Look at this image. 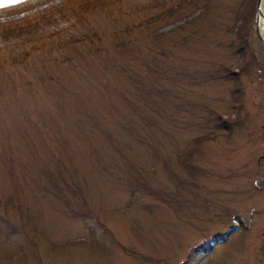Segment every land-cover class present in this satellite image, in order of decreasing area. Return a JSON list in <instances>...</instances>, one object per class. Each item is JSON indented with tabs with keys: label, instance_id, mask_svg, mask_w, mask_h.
Segmentation results:
<instances>
[{
	"label": "rangeland",
	"instance_id": "374dc122",
	"mask_svg": "<svg viewBox=\"0 0 264 264\" xmlns=\"http://www.w3.org/2000/svg\"><path fill=\"white\" fill-rule=\"evenodd\" d=\"M238 2L0 0V264H264V46L253 12L236 51ZM239 62L238 92L209 75Z\"/></svg>",
	"mask_w": 264,
	"mask_h": 264
},
{
	"label": "trees",
	"instance_id": "16d2710c",
	"mask_svg": "<svg viewBox=\"0 0 264 264\" xmlns=\"http://www.w3.org/2000/svg\"><path fill=\"white\" fill-rule=\"evenodd\" d=\"M253 1L254 0H239L236 6V9L234 10V13H233L235 22L234 24L232 23V26L230 27V30L235 34V42L239 44L236 51L239 52V56H241V58L245 56L246 50L247 48H249L247 36L249 34L250 19L254 12ZM252 63L254 64V62ZM216 69L218 72H215V74L209 73L211 78L215 77L219 79L232 81L233 83L232 91L238 92L240 87H239V84H237V80L241 76V74L245 71V64H242L241 62H239L235 66V68H233L231 65H228V64L227 65L220 64L218 67H216ZM238 83H239V80H238ZM241 94H242V90H241ZM217 116L219 117L220 115L217 114ZM207 137L208 136L205 134L199 135L195 139H193L190 145L186 146L183 149H179L177 151L178 153L177 162L180 164V166L184 169V171L187 174H193V172L196 170V167H194L193 163L191 162V155L198 149L197 147L202 142V140H205ZM132 186L133 188L135 187L141 188V190L139 189H135V190L141 191L143 193H146L149 195L151 194L157 195L154 189L147 187L144 183L133 182ZM198 248H202L205 250V248L201 246H199Z\"/></svg>",
	"mask_w": 264,
	"mask_h": 264
},
{
	"label": "water",
	"instance_id": "95a60500",
	"mask_svg": "<svg viewBox=\"0 0 264 264\" xmlns=\"http://www.w3.org/2000/svg\"><path fill=\"white\" fill-rule=\"evenodd\" d=\"M261 0H256L255 2V10H254V33L257 36V38L260 40V42L262 43V45L264 46V25L262 27V35L258 30V17L260 15V11H259V4H260Z\"/></svg>",
	"mask_w": 264,
	"mask_h": 264
},
{
	"label": "bare ground",
	"instance_id": "6f19581e",
	"mask_svg": "<svg viewBox=\"0 0 264 264\" xmlns=\"http://www.w3.org/2000/svg\"><path fill=\"white\" fill-rule=\"evenodd\" d=\"M259 11H260V15L258 17V30L260 33H262V27L264 25V0L260 1L259 4Z\"/></svg>",
	"mask_w": 264,
	"mask_h": 264
}]
</instances>
